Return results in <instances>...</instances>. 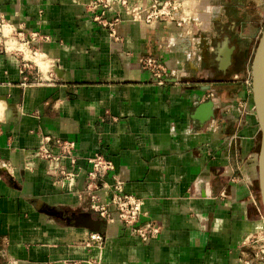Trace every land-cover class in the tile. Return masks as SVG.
<instances>
[{
    "label": "crops",
    "instance_id": "0c3cea01",
    "mask_svg": "<svg viewBox=\"0 0 264 264\" xmlns=\"http://www.w3.org/2000/svg\"><path fill=\"white\" fill-rule=\"evenodd\" d=\"M154 1L130 4L145 10ZM174 1L200 19L191 27L196 57L189 76L160 86L140 61L186 66L184 52L165 46L183 31L175 23L147 26L125 15L117 41L95 21L91 0H0V18L17 31L50 36L36 53L0 42V264H243L249 256L244 238L264 215L261 131L246 82L260 26L248 19L247 0ZM217 4L222 20L213 23L206 11ZM226 37L233 52L224 73ZM16 48L38 76L22 73L8 50ZM25 75L34 83L23 85ZM208 100L214 115L202 123ZM45 137L51 148L57 139L76 142V162L63 161L75 174L72 191L37 156ZM98 153L114 162L125 192L143 201L141 223L161 227L155 239L144 243L122 223L105 222L98 246L91 228L76 225V216L97 218L80 192Z\"/></svg>",
    "mask_w": 264,
    "mask_h": 264
},
{
    "label": "built area",
    "instance_id": "2783aa9c",
    "mask_svg": "<svg viewBox=\"0 0 264 264\" xmlns=\"http://www.w3.org/2000/svg\"><path fill=\"white\" fill-rule=\"evenodd\" d=\"M89 8L91 12L95 13V21L107 28L111 38L117 41L120 40L118 26L124 20L125 15L147 26H152L160 20L175 23L183 31L177 35H170L165 40V46L175 47L176 50L184 52L186 66L181 70H172L169 69L164 61L152 57L142 58L140 65L151 74L155 83L160 86L165 85L170 78L178 82L180 78L189 76L191 71L187 63L196 57V53L191 49V27L198 24L200 19L196 18L194 13L185 7L182 2L167 0L160 3L155 0L148 8L141 10L139 5H131L130 0H91ZM222 10V6L218 4L210 7L206 11L208 14L210 13V22H220L222 20ZM141 11L145 13L143 17L141 16ZM18 31L20 34H26L27 43L32 46V49H35L34 51L30 49L33 53L40 52L39 44L41 42L50 40V36L40 34L37 31L25 32L23 29ZM22 68V73L32 70L30 64L24 60L22 61ZM38 70H40L38 67L33 70L34 72H32L31 76H38ZM32 82L29 75H25L22 84L28 85ZM246 82L252 92V75L250 71ZM200 121L205 123V121ZM50 142L51 138L45 137L36 154L38 157L48 161L49 173L63 177L61 179L62 186L70 189L75 180V174L65 170L63 161L69 159L72 163L76 162V142L57 139L55 148L49 147L48 144ZM88 160L91 166L87 173L85 187L80 193L89 201L90 209L97 212L99 218L106 223H122L144 243L155 239L160 234L161 227L152 221L141 223L143 201L135 195L125 192V181L116 173L114 162L100 153L91 156ZM261 222L262 224L258 229H254L244 238V243L249 245V247L256 243L259 245L260 242H264V236L253 238L254 231L257 233L264 232V215H262ZM104 240L105 237L102 233L98 231L91 233V241L97 243L98 246H102ZM261 248L255 252L253 257L244 258L243 264L264 263V245Z\"/></svg>",
    "mask_w": 264,
    "mask_h": 264
},
{
    "label": "water",
    "instance_id": "95a60500",
    "mask_svg": "<svg viewBox=\"0 0 264 264\" xmlns=\"http://www.w3.org/2000/svg\"><path fill=\"white\" fill-rule=\"evenodd\" d=\"M261 32V37L255 49L251 61L252 74V95L255 106V112L260 125L261 142L259 150L258 168H259V193L264 210V29ZM233 47L228 46V38H225L223 48L220 51L219 58L220 70L226 72L231 64V55ZM202 121L210 120L214 115V106L212 101L203 103L198 111ZM77 226H85L93 231H98L104 220L95 219L90 214L79 215L75 217Z\"/></svg>",
    "mask_w": 264,
    "mask_h": 264
},
{
    "label": "rangeland",
    "instance_id": "374dc122",
    "mask_svg": "<svg viewBox=\"0 0 264 264\" xmlns=\"http://www.w3.org/2000/svg\"><path fill=\"white\" fill-rule=\"evenodd\" d=\"M246 2H249L251 4V8H252V12L249 14L250 16L248 17V19L253 18L250 20L252 22L255 21L256 24L252 23V25H254V26L259 25L260 30L262 31L264 29V0H247ZM3 29L5 30V32H7V31L9 32V33H6L8 35L3 34ZM3 36H4V38H3ZM260 37H261V32H259V34L257 35V38L254 39V42L252 44V52H251L252 54H251V58L249 60V64H251V61H252V58H253V55H254V52H255V49L257 47V44L259 42ZM0 42H1L2 46L6 49L8 47L7 42H10L11 44H16V45L17 44L18 45L19 44H25V47L27 49H31L32 51L35 50V49L31 48L32 46H29V43H27L28 38H27L26 34H24V33L20 34V32L17 31V29L12 24H10L7 21H4L2 18H0ZM8 50L10 52H14L16 54V56L19 57L20 60H22V61L24 60L25 62H28L33 70L37 69L36 64L33 63L32 60L25 59L24 52L21 51L20 49L16 48V49H8ZM26 74H27V72H26ZM259 194L260 193H259V187H258V195L257 196L260 199ZM258 204L261 206L262 205L261 201H258ZM85 212L91 213L93 216L94 215L97 216L96 219H98V217H99L98 213L92 209L86 210ZM261 221H262V218H261ZM261 224H262V222H261ZM258 228L259 227H256L255 230ZM262 232L257 233L256 231H254L253 238L264 236V232L263 233ZM100 233H102V232H100ZM262 245H264V242H260L259 245L256 243L252 247H249V249L247 250L248 251L247 254L249 255V257H253L257 250L262 249L261 248Z\"/></svg>",
    "mask_w": 264,
    "mask_h": 264
},
{
    "label": "bare ground",
    "instance_id": "6f19581e",
    "mask_svg": "<svg viewBox=\"0 0 264 264\" xmlns=\"http://www.w3.org/2000/svg\"><path fill=\"white\" fill-rule=\"evenodd\" d=\"M9 33V32H8ZM11 33V32H10ZM28 55V54H27ZM32 60V59H31ZM37 61V60H36Z\"/></svg>",
    "mask_w": 264,
    "mask_h": 264
}]
</instances>
